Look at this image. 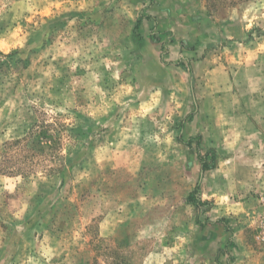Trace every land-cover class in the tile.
<instances>
[{
	"label": "rangeland",
	"instance_id": "1",
	"mask_svg": "<svg viewBox=\"0 0 264 264\" xmlns=\"http://www.w3.org/2000/svg\"><path fill=\"white\" fill-rule=\"evenodd\" d=\"M0 264H264V0H0Z\"/></svg>",
	"mask_w": 264,
	"mask_h": 264
},
{
	"label": "trees",
	"instance_id": "2",
	"mask_svg": "<svg viewBox=\"0 0 264 264\" xmlns=\"http://www.w3.org/2000/svg\"><path fill=\"white\" fill-rule=\"evenodd\" d=\"M47 128V127H45ZM48 130L43 131L42 135L41 133H37L35 134V131H30V133L24 138L22 139V141L25 142V145H27L28 147H32V148H37L36 146H39L42 144V147H44V145H52L55 144L56 140L54 139L53 136L51 135H47ZM47 132V133H46ZM50 139H47L49 138ZM16 142H21L19 140H17ZM54 170H57V168H51V172H53Z\"/></svg>",
	"mask_w": 264,
	"mask_h": 264
}]
</instances>
